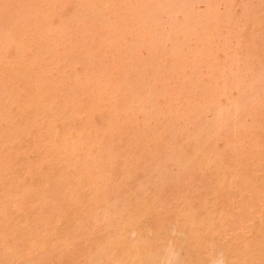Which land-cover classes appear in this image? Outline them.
<instances>
[{
    "label": "rangeland",
    "instance_id": "obj_1",
    "mask_svg": "<svg viewBox=\"0 0 264 264\" xmlns=\"http://www.w3.org/2000/svg\"><path fill=\"white\" fill-rule=\"evenodd\" d=\"M0 264H264V0H0Z\"/></svg>",
    "mask_w": 264,
    "mask_h": 264
},
{
    "label": "bare ground",
    "instance_id": "obj_2",
    "mask_svg": "<svg viewBox=\"0 0 264 264\" xmlns=\"http://www.w3.org/2000/svg\"><path fill=\"white\" fill-rule=\"evenodd\" d=\"M179 136H180V134H179ZM186 138H187V137H186ZM188 140H189V139H188ZM186 142H188V145H190L189 143H191L190 141H187V140L185 141V143H186ZM185 143L183 142V145H184ZM192 144H193V143H192ZM193 145H194V144H193ZM181 146H182V145H181ZM184 146H185L186 148H189L187 145H184ZM184 146H183V147H184ZM191 147H193V146L190 145V148H191ZM190 148H189V149H190ZM179 149H180V148H179ZM179 149H177V151H179ZM191 149H192V148H191ZM180 150H181V149H180ZM175 151H176V150H175ZM189 151H191V150H189ZM177 153H178V152H177ZM179 153H180V151H179ZM175 154H176V152H175ZM182 155H183V153H182V154L180 153V154H179V157L176 156V158H180ZM173 157L175 158V155H174ZM170 159L172 160V157H171V158L169 157V160H170ZM180 159H181V158H180ZM183 159L187 160V157H186V158H183ZM169 160H168V161H169ZM172 161H173V160H172ZM169 162H170V161H169ZM176 162H177V161H176ZM178 162H180V161H178ZM178 162H177V163H178ZM174 164H175V163H174ZM101 179H102V178H101ZM103 180H105V179H103ZM99 181H100V180H99ZM83 182H84V181H83ZM100 182H101V181H100ZM102 182H103V181H102ZM92 203H93V202H92ZM118 206H119V205H118ZM118 206H117V207H118ZM119 209H120V208H119ZM113 214H114V213H113ZM113 223H114V222H113ZM4 233H5V232H3V234H4ZM3 234H2V235H3ZM6 235H7V234H6ZM4 236H5V235H4ZM6 242H7V241H6ZM9 242H10V241H9ZM10 243H11V242H10ZM138 248H141V247L138 246ZM141 249H142V248H141ZM138 250H139V249H138ZM137 252H138V251H137ZM138 253H139V252H138ZM127 260H128V259H127ZM127 260H126V261H127Z\"/></svg>",
    "mask_w": 264,
    "mask_h": 264
}]
</instances>
